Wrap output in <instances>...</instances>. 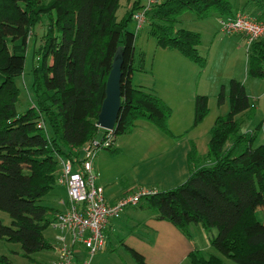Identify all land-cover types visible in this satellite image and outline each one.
<instances>
[{"label": "trees", "instance_id": "trees-1", "mask_svg": "<svg viewBox=\"0 0 264 264\" xmlns=\"http://www.w3.org/2000/svg\"><path fill=\"white\" fill-rule=\"evenodd\" d=\"M246 1L264 8V0ZM120 8L121 0H0V212L11 218L9 226L0 220V240L19 244L28 259L54 248L44 233L60 212L46 198L59 183L61 160L76 164L81 148L100 136L97 121L120 49L121 110L113 136L131 133L141 120L170 134L172 109L133 83L136 72H146L145 55L137 60V33L128 26L143 6L135 2L121 20ZM186 13L199 19L212 13L233 16V5L230 0H168L155 3L147 14L158 48L178 51L203 69L201 34L177 28ZM44 19L42 42L33 50L34 103L19 114L17 81ZM248 53V75L264 79V41ZM226 91L222 86L219 101L228 100L229 112L215 121L206 155L192 145L187 181L144 201L156 219L188 236L192 225L216 230L211 244L223 257L264 264V221L258 217L264 210V144L255 147L264 123L252 133L241 132L240 117L251 119L254 106L242 82L232 79ZM208 103L207 96H196L193 128L208 116ZM127 249L138 264H147L140 252ZM189 257L192 264H223L222 258H206L200 250Z\"/></svg>", "mask_w": 264, "mask_h": 264}, {"label": "rangeland", "instance_id": "rangeland-1", "mask_svg": "<svg viewBox=\"0 0 264 264\" xmlns=\"http://www.w3.org/2000/svg\"><path fill=\"white\" fill-rule=\"evenodd\" d=\"M137 1H139L142 6L148 4V0ZM155 1L156 3H164L168 0ZM123 3H125V0H123ZM238 4H240V2H238ZM126 12V8L122 7L117 14L119 19L124 17ZM180 21L181 22L177 25L178 29L184 28L201 34L202 43L199 51L201 55L206 58L205 67L202 69L198 64L181 56L179 52L175 50H170L172 52H163V49L157 47L155 38L150 34L149 24L147 22L145 27L136 34V53L138 61L140 54L145 55V67L148 74L136 72L133 83L137 85L142 82L147 88H151L156 92H163L162 90L169 92L171 90L174 92L176 91V93H179L177 97L186 96L187 98L189 91L186 85L188 84L187 82H189L194 86L197 92H200L198 95L207 96L209 98V114L194 132V134L197 135L199 148L201 152H203L209 148L211 130L215 121L218 117L226 116L229 112L228 100L223 104L219 101L222 86H225L226 92H228L229 82L232 79L240 81L246 87L247 93L254 106L253 118L247 121H241V132L252 133L261 123H264V84H261L264 79L252 78L248 75L249 53L246 42L239 35L229 36L222 33L218 14L216 13H212L205 19H199L193 13H186L180 18ZM47 23V20L44 19L36 29L35 37H33L28 46L24 74L17 81V85L20 88V100L17 104L19 114L26 112L34 103L32 91L33 50L36 43L37 46L41 44ZM128 28L136 33V24L134 21L129 24ZM114 61L117 63V57H115ZM183 61L188 63L187 67H184L185 63ZM176 84L180 86L176 87ZM203 92L207 95H204ZM156 95L158 96V94ZM169 97L172 98L174 96L170 95ZM174 106L176 110L180 108L178 103H174ZM193 106L195 107V103ZM169 107L172 109L173 116V108L171 106ZM193 109L194 108H192V111ZM171 118L168 120V128ZM103 134L104 131L99 138H101ZM261 144H264V129L259 131L255 147ZM54 191H56L55 195L66 198V192L60 185L57 184ZM53 196H48L46 198V203L53 208H57L58 205L54 201ZM125 217L126 215H124V218ZM258 217L260 221H264V210H258ZM0 220H2L5 225H11V218L6 213L0 212ZM124 221H127L126 218ZM213 231L215 233L217 232L216 230ZM129 232H131V230ZM129 232L126 233V236ZM190 232H192L191 229ZM192 233L197 236L199 234V238L206 248L205 251L202 252L206 258L215 255L222 258L223 264H238L223 257L217 249L212 246L211 233L209 234L204 228L199 226V228H196ZM44 237L53 247L56 246L57 232L55 228L50 227L44 233ZM121 238H124V236L120 238L111 236L112 247L110 250H106L107 252L97 254L92 259H90L85 252L82 257L87 261L91 260L89 264H138L125 245L121 244L119 241ZM52 257V250L49 249L34 254L28 259L23 256V251L19 244L0 240V264H51Z\"/></svg>", "mask_w": 264, "mask_h": 264}, {"label": "crops", "instance_id": "crops-1", "mask_svg": "<svg viewBox=\"0 0 264 264\" xmlns=\"http://www.w3.org/2000/svg\"><path fill=\"white\" fill-rule=\"evenodd\" d=\"M230 1L235 13L245 12L264 20V8L250 5L246 0ZM135 2L137 0H125V3L121 0V8L125 7L126 11H129ZM219 17L218 15V19ZM163 52L172 51L163 50ZM183 62L184 67H187L188 63ZM140 73L148 74L147 71ZM134 79L135 75L133 81ZM263 82L261 84H264ZM187 83L189 91L187 98L186 96L177 97L179 93L176 91L156 92L147 88L142 82L137 84L147 91L158 94L167 105L173 108V116L169 124L170 134L163 132L150 121H141L138 122L134 131L118 137L112 150L102 151L98 155L95 162L96 183L104 188L108 204L114 205L141 189L167 192L182 185L189 178L191 168L188 157L192 151V145L195 144L197 149L199 148L197 135L194 132L200 125L193 128L195 114L192 108H195L194 99L200 92H197L191 83ZM179 86L176 84V87ZM203 94L207 95L204 92ZM170 95L174 97L171 98ZM174 103H178L180 108L176 110ZM240 118L242 122L250 120L247 115H242ZM262 129H264V124ZM102 132L101 129L100 135ZM198 152L204 156L208 149L201 152L199 148ZM58 185L65 190L66 198L55 195L56 191L51 196L54 195L53 199L58 205L56 209L63 212L65 210L63 202L67 201V190L62 184L58 183ZM123 214L126 215L127 221H124ZM123 214L119 219L112 220L107 227L106 234L109 240L107 250L112 247L111 236L117 238L124 236L119 240L121 244L140 252L147 264H192L190 253L196 250L204 252L206 249L199 234L197 236L192 233L199 226L192 225L190 228L192 232L188 236L173 224L156 219L154 211L147 206L144 199L138 206L127 207ZM51 227L54 228V226ZM55 231L58 235V230L55 229ZM127 232L129 234L126 236ZM216 234L217 232L212 231L211 238ZM82 251L79 253V259H84L82 255L84 256L85 251ZM52 253L51 264H54L56 261L54 248Z\"/></svg>", "mask_w": 264, "mask_h": 264}, {"label": "built area", "instance_id": "built-area-1", "mask_svg": "<svg viewBox=\"0 0 264 264\" xmlns=\"http://www.w3.org/2000/svg\"><path fill=\"white\" fill-rule=\"evenodd\" d=\"M155 3V0H148V4L134 14L136 33L147 24V14ZM218 20L222 33L244 37L248 49L254 43L264 41V20L245 12ZM103 131V137L88 141L81 148L76 164L61 160L59 183L67 190V201L63 202L65 210L52 225L58 230L54 264H89L91 260L79 259V253L84 250L92 259L106 252L109 223L119 219L127 207L138 206L144 198L159 193L156 189H141L114 205L107 203L104 188L96 183L95 162L102 151L113 149L116 139L113 130Z\"/></svg>", "mask_w": 264, "mask_h": 264}, {"label": "water", "instance_id": "water-1", "mask_svg": "<svg viewBox=\"0 0 264 264\" xmlns=\"http://www.w3.org/2000/svg\"><path fill=\"white\" fill-rule=\"evenodd\" d=\"M118 61L113 63V68L106 84V98L103 102L97 126L102 130H113L121 110V49L116 56ZM115 60V59H114Z\"/></svg>", "mask_w": 264, "mask_h": 264}]
</instances>
